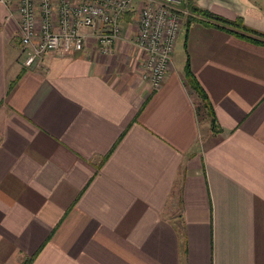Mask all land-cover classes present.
Listing matches in <instances>:
<instances>
[{"label": "crops", "instance_id": "1", "mask_svg": "<svg viewBox=\"0 0 264 264\" xmlns=\"http://www.w3.org/2000/svg\"><path fill=\"white\" fill-rule=\"evenodd\" d=\"M16 2L0 3V264H264V42L186 4L264 32V0H180L156 89L133 12L108 53L83 27L82 50L28 67Z\"/></svg>", "mask_w": 264, "mask_h": 264}, {"label": "built area", "instance_id": "2", "mask_svg": "<svg viewBox=\"0 0 264 264\" xmlns=\"http://www.w3.org/2000/svg\"><path fill=\"white\" fill-rule=\"evenodd\" d=\"M180 0H17L18 43L22 62L39 64L46 51L70 54L82 50L83 27L95 31L100 51L108 53L120 36L119 18L132 13L133 45L139 51L140 78L156 89L168 72L183 10ZM8 0H0L5 4Z\"/></svg>", "mask_w": 264, "mask_h": 264}, {"label": "trees", "instance_id": "3", "mask_svg": "<svg viewBox=\"0 0 264 264\" xmlns=\"http://www.w3.org/2000/svg\"><path fill=\"white\" fill-rule=\"evenodd\" d=\"M186 4L191 14L196 13L197 15L204 17V19L206 20L205 22L209 20L212 24H215L216 27L224 28L228 30L230 33L238 35L245 40L248 39L251 41H255V43L264 42V32L260 30L259 31L255 30V28L249 27L247 25L245 26L244 24H242L241 18L239 17L233 20H229V18L227 17L218 16L209 10L203 9L202 7H198L196 5L194 6L189 3ZM192 20H195V18L188 15L187 20L185 22L186 24H188V22ZM184 69H185V72L183 74L184 80L188 83L190 87L193 88L195 92L199 93L202 103L204 105H207L208 107L207 101L205 99L206 95L205 93H203L201 87L198 85V82L194 79L191 70L188 67L187 61L184 64ZM30 257L31 256H29L25 261H23L22 264H28V260Z\"/></svg>", "mask_w": 264, "mask_h": 264}, {"label": "rangeland", "instance_id": "4", "mask_svg": "<svg viewBox=\"0 0 264 264\" xmlns=\"http://www.w3.org/2000/svg\"><path fill=\"white\" fill-rule=\"evenodd\" d=\"M177 45L175 44V47L173 48V51H175L174 49H176ZM175 53V52H174Z\"/></svg>", "mask_w": 264, "mask_h": 264}]
</instances>
